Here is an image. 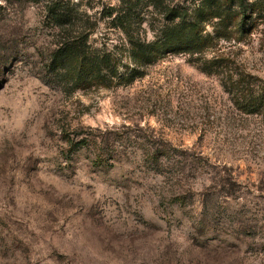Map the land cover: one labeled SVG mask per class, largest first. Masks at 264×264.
<instances>
[{
    "label": "rangeland",
    "instance_id": "374dc122",
    "mask_svg": "<svg viewBox=\"0 0 264 264\" xmlns=\"http://www.w3.org/2000/svg\"><path fill=\"white\" fill-rule=\"evenodd\" d=\"M70 1L121 67L112 8L154 38L153 0ZM43 8L0 1V264H264V115L180 51L129 82L78 83L51 66L65 33ZM263 29L224 49L264 78Z\"/></svg>",
    "mask_w": 264,
    "mask_h": 264
},
{
    "label": "trees",
    "instance_id": "16d2710c",
    "mask_svg": "<svg viewBox=\"0 0 264 264\" xmlns=\"http://www.w3.org/2000/svg\"><path fill=\"white\" fill-rule=\"evenodd\" d=\"M153 2L160 15L151 23L155 32L152 40L131 34L129 26L135 17L129 8L125 12L112 8L107 15L129 37V57L134 64L130 68L121 67L112 50L90 43L94 31L91 16L81 12L77 4L72 5L70 0H44L45 20L65 33L53 50L51 66L67 70L78 83L111 87L141 77L145 63L165 53L185 52L203 72L221 76V85L238 109L264 115V78L238 68L234 53L224 49L225 43H248L255 31L264 27V0ZM125 3L128 2L121 1ZM207 26H212L211 30ZM261 34L264 44V29Z\"/></svg>",
    "mask_w": 264,
    "mask_h": 264
}]
</instances>
